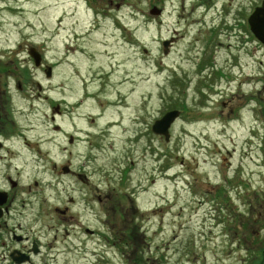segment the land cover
<instances>
[{
    "label": "flooded vegetation",
    "instance_id": "1",
    "mask_svg": "<svg viewBox=\"0 0 264 264\" xmlns=\"http://www.w3.org/2000/svg\"><path fill=\"white\" fill-rule=\"evenodd\" d=\"M168 2L171 3L170 0L157 1L161 26ZM127 3L128 0H106L100 15L107 19ZM177 4L173 35L162 39L161 45L170 41L169 48L173 50L180 39L186 38V45H192L189 53L201 42L204 56L195 68V73L202 80V84H198L200 94L205 97L203 92L207 90L211 93L210 98L213 94H225L221 101L225 120L235 119L248 125L245 129L247 137L243 138L246 148L235 171L238 177L236 200L231 202L232 206L226 203L220 208V222L218 215L212 216L211 220L214 218L217 226L221 224L222 232L213 234L216 243L212 242V236L206 240L215 248L208 252L203 250L199 264H264V213L256 202L258 195L253 189L255 169L264 167L260 159L254 158V153H264V110L260 101V94H264L260 89V67L264 64L260 53L262 50L264 53V43L253 35L250 25V18L263 7L264 0H178ZM5 12L20 14L18 1L0 0V30ZM126 28V25H120V30ZM87 38L79 40L77 37V40L63 41L55 46L50 39L48 46L43 43L45 49L34 43L23 46L21 42L8 49L0 47V264H59L60 261L62 264L160 263L158 257L151 263L147 260L149 258L144 260L146 252H154L142 248L146 236L137 229L133 231L131 226L144 224L147 214L155 213L153 210L141 212L136 205L142 189L121 192L119 199L113 195L116 188L150 187L145 184L150 181L149 173L141 175L135 170L139 165L138 157L134 156L137 151L141 155L140 161L141 157L149 155L151 163L159 164L155 168L153 166L155 173L150 174L151 186L159 174L164 177L165 170L157 171L162 166L164 155L154 143L149 146L147 140L151 137L152 140L148 141H165L164 135L154 132V124L172 110L181 112L178 121L183 119L187 107L176 106L161 112L154 117L151 127L147 124L144 130L141 129L142 115L135 120L129 118L125 125L122 110L126 106L122 99L108 100L106 104L97 102L101 91L109 88L111 70L103 71L96 63V42L92 41L91 35ZM230 46L236 50V56H217L219 50ZM103 54L107 58L111 56L107 50ZM21 55L25 56L23 61L31 63L34 70L40 72L41 79L20 64ZM9 56L14 60L7 62ZM84 58L88 59L89 65L85 66ZM57 80L62 86L60 102L48 96L44 89L45 84L54 85ZM218 80L222 81L223 89H218ZM31 84L37 88V96L32 93ZM95 84L101 87L100 91L93 92ZM232 87H236L237 92L228 96ZM18 99L29 102L31 108L36 99L51 102L49 116L53 129L58 133L63 130L65 134L66 160L60 167L53 166L51 173L46 171L59 176L58 183L63 187L55 193L43 179L30 178L24 182V175L30 169L27 156L42 154L41 149L36 150L35 146L44 142L42 139L38 142L32 135L35 132L33 124L22 120ZM89 100L95 103L98 114H81ZM109 108H117V116L109 114ZM202 110V114L206 112L205 108ZM28 117L29 114L25 116L26 119ZM58 117L63 121L61 127L57 123ZM80 123L86 127L85 131ZM114 128L118 129L116 133ZM79 143H87L89 155L81 166H76L70 147ZM143 143L147 146L144 147ZM115 145L124 147L116 150ZM95 152H101L102 160L97 156L98 160H93ZM39 155L37 158L41 160ZM153 157L158 160H153ZM246 160L248 174L244 172ZM223 161L227 162L223 166L229 171L232 164L228 158ZM91 163H94L93 168L89 166ZM38 173L35 171L32 176ZM230 185L227 174L223 186L227 188ZM232 192L226 194V199ZM230 213L236 215L234 220L230 219ZM44 215L49 219L42 220ZM118 224L127 226L124 238L119 241L115 233ZM210 254H213L212 258ZM134 257L137 258L133 260Z\"/></svg>",
    "mask_w": 264,
    "mask_h": 264
},
{
    "label": "rangeland",
    "instance_id": "2",
    "mask_svg": "<svg viewBox=\"0 0 264 264\" xmlns=\"http://www.w3.org/2000/svg\"><path fill=\"white\" fill-rule=\"evenodd\" d=\"M17 1L21 10L20 14L4 13V23L0 30V47L4 46L8 49L16 42H21L23 46L34 43L43 47L44 42L48 46L47 41L50 39L53 41L52 46H55L63 41L77 40V37L79 40H87L88 35L93 36L92 41L96 42L98 52L96 63L103 71L111 70L109 88L107 91H101L100 101L98 99L97 102L106 104L108 100L122 99L126 106V109L122 110L125 125L129 123V118L135 120L142 115L141 129L144 130L147 124L149 128L151 127L154 117L161 112L176 106L187 107L184 118L177 121L172 128L170 142L148 141L151 137L147 140L149 146L154 143L160 154L164 155L162 166L157 170H165L164 177L161 178L159 174L155 184L151 186L150 174L155 173L153 166L155 168L159 164L151 163L149 155L146 158L141 157L140 161L141 155L137 151L134 156L138 157L139 165L135 170L140 171L141 175L149 173L150 181L145 184L150 187L116 188V194L113 191L114 195H112L115 199H119L121 192L129 193L131 190L133 192L142 189L136 205L141 212L142 210L155 212L147 214L144 224L132 223L131 225L133 231L137 229L146 236L145 242L141 240L144 243L141 245L142 248L151 249L154 252L153 254L146 252L144 260L149 258L147 260L151 263L158 257L161 259L158 264L201 263L203 250L208 252L215 248L206 240L212 236V242L216 243V236L213 234L222 232L221 224L217 226V221L215 222L214 218L211 220L212 216L218 215V222H220V208L226 203L232 206L231 202L236 200L238 177L235 171L236 166L238 167L241 163V156L246 148L243 138L247 137L245 129L248 125H243L235 119L225 120L226 113L221 105L225 94H213L211 98L207 96V93H210L208 90L204 93L205 97L200 94L198 84H202V80L195 73V68L201 62L199 60L201 56H204V46L201 42L188 53L192 45H186V38L180 39L175 49L168 51L167 54L163 53L161 41L173 35L178 0H170L171 3H167V12L162 26L158 18L149 13L153 6L158 5L154 0H128L121 11L111 13L107 19L100 15L102 8L106 6V0ZM121 24L127 26L126 30H120ZM245 35L248 34L245 33ZM246 40H248L247 37ZM231 43L235 45L233 41ZM104 44L107 45L104 46ZM104 50H107L111 56L107 58L103 54ZM236 54V50L230 46L225 50H219L217 56L226 58ZM260 58L264 62L263 50ZM12 59L14 60V57L9 56L6 61L9 62ZM24 59L25 56L21 55L20 64L28 67L32 75L35 73L36 77L41 79L40 72L35 71L34 66L23 61ZM84 64L89 65L87 58H84ZM260 80V89L264 91V64L260 67ZM217 83L218 89L224 88L222 81L218 80ZM31 86L32 93L37 96V88L33 84ZM61 87L59 80L54 85H44L47 95L57 102H60L62 97ZM235 88L230 89L228 96L237 92ZM92 90L100 91L101 87L95 84ZM260 95L261 109L264 110L263 92ZM40 98H43V95ZM209 98L210 102L207 101ZM33 104L34 107L31 108L29 102L18 99L19 108H22L20 111L23 114L22 120H29L35 127L32 135L38 142L41 139L44 142L42 145L35 146L36 150L41 149L42 154L37 153L41 160L36 155L27 156L30 169L24 175V182L27 183L30 178L43 179L46 184H50L49 188L54 190L52 193H55L63 186L58 183L60 182L58 175L53 173L52 176L48 172L51 173L53 166L60 167L66 160L68 153L64 151L67 146L65 134L63 130L58 133L53 129V122L49 116L51 102L36 99ZM94 105L92 100L86 102L84 104L86 108L81 114L85 116L88 113L98 114V109ZM203 108L206 112L202 114ZM109 110V114L117 116V108H109ZM27 114L29 117L26 119ZM57 123L60 127L63 125L61 118H57ZM80 126L82 127L83 124L80 123ZM133 128H135L134 124ZM82 129L85 131L86 127L83 126ZM113 131L116 133L118 129L114 128ZM115 135L118 140V135ZM143 145L147 146L144 143ZM121 147L124 146L115 145L116 150ZM70 150L72 161L76 166H81L85 157L89 155L87 143L76 144L70 147ZM100 153L94 154L93 160H96V156L102 160ZM224 158H228L232 164L229 171L223 166L227 163L223 161ZM254 158L260 159L261 164L264 163V153L261 152L260 155L254 153ZM153 160L158 159L153 157ZM245 163L244 172L248 174L247 160ZM93 164L89 166L93 168ZM35 171L39 173L33 177ZM226 172L231 184L227 188L223 186ZM253 182V189L258 195L256 202L264 213L263 166L255 169ZM230 191L233 192L226 199V194ZM229 216L233 220L236 217L233 213ZM44 219L45 215L42 220ZM48 219L49 217L45 220ZM126 228L127 226L122 224L116 226L115 233L118 241L124 238ZM193 254L196 255L193 256ZM210 255L212 258L213 254ZM206 256L207 259L210 258L208 254ZM136 258L134 257L133 260ZM154 263L157 264V261ZM59 264L62 262L60 261Z\"/></svg>",
    "mask_w": 264,
    "mask_h": 264
},
{
    "label": "water",
    "instance_id": "3",
    "mask_svg": "<svg viewBox=\"0 0 264 264\" xmlns=\"http://www.w3.org/2000/svg\"><path fill=\"white\" fill-rule=\"evenodd\" d=\"M152 15H157L159 12L156 8L151 10ZM250 25L252 29V33L256 36L258 40L264 43V5L260 10H257L253 16L250 18ZM165 53H168V43H164ZM38 65V63H37ZM178 111H171L165 114V116L157 121L154 126L153 130L157 134H162L165 136L166 141L170 140L169 130L172 124L176 121L179 117Z\"/></svg>",
    "mask_w": 264,
    "mask_h": 264
}]
</instances>
